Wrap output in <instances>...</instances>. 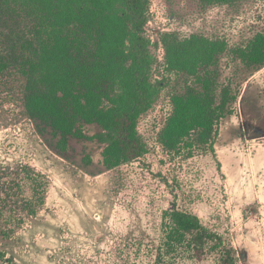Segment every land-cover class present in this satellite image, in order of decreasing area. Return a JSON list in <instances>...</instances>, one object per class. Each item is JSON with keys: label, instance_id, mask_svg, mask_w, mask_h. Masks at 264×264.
Segmentation results:
<instances>
[{"label": "rangeland", "instance_id": "rangeland-1", "mask_svg": "<svg viewBox=\"0 0 264 264\" xmlns=\"http://www.w3.org/2000/svg\"><path fill=\"white\" fill-rule=\"evenodd\" d=\"M149 8L157 94L138 120L145 152L108 166L98 123L63 136L27 109L22 40L35 35V11L0 0V51L21 63L0 73V264H221L227 248L236 264H264V65L249 59L264 35V0ZM192 34L226 43L216 96L232 102L212 144L170 148L173 98L200 89V76L171 69L166 46ZM175 209L198 216L212 239L171 236Z\"/></svg>", "mask_w": 264, "mask_h": 264}, {"label": "trees", "instance_id": "trees-1", "mask_svg": "<svg viewBox=\"0 0 264 264\" xmlns=\"http://www.w3.org/2000/svg\"><path fill=\"white\" fill-rule=\"evenodd\" d=\"M1 1L35 11L31 31L35 35L22 40L23 51H29L22 62L29 71V112L63 136H82L79 127L83 123H98L104 131L100 138L106 143L104 157L108 166L142 156L145 146L138 120L152 107L157 94L146 37L150 0ZM226 49L225 42L197 34L167 43L169 67L200 76V89L173 98L175 111L163 136L170 148L184 143L185 138L192 146L194 142L212 144L232 102L229 96L218 102L216 96L218 71L214 67ZM249 59L264 65L263 34L256 37ZM16 65H21L19 57L0 51V73ZM171 219L176 225L171 236L176 231L179 235L196 233L212 239L213 234H208L192 213L175 209ZM171 239L178 242V238ZM221 264H236L230 249Z\"/></svg>", "mask_w": 264, "mask_h": 264}]
</instances>
